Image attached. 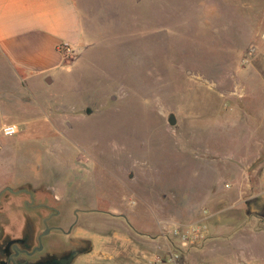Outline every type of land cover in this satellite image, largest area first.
I'll return each mask as SVG.
<instances>
[{"label": "rangeland", "instance_id": "1", "mask_svg": "<svg viewBox=\"0 0 264 264\" xmlns=\"http://www.w3.org/2000/svg\"><path fill=\"white\" fill-rule=\"evenodd\" d=\"M120 1L116 22L93 4V44L63 80L0 113L19 128L0 134V188L40 187L67 214L103 210L78 213L92 250L76 264H143L164 222L245 224L246 177L264 176V162L245 166L248 111L264 113L252 87L264 81V0Z\"/></svg>", "mask_w": 264, "mask_h": 264}, {"label": "crops", "instance_id": "2", "mask_svg": "<svg viewBox=\"0 0 264 264\" xmlns=\"http://www.w3.org/2000/svg\"><path fill=\"white\" fill-rule=\"evenodd\" d=\"M94 3L100 20L105 14L104 9L111 7L114 8L112 15L105 16L104 20L111 18L116 22L119 7L123 8L120 0H0L2 115L7 111L6 99L14 98L12 101L21 103L22 91L28 93L30 89L52 85L58 77L63 80L64 68L85 55L93 44L100 22L92 16ZM63 45H68L72 53L64 54ZM256 84L252 87L264 88V81ZM251 120L254 122H248V164L245 165L248 169L258 161L264 162L261 156L264 152V113L259 108L248 111V121ZM246 183L248 199L243 202L248 208V222L229 225L220 231L209 228V239L190 250L189 256L219 261L243 259L247 264H264V189L254 188L257 183L264 184V176L248 174ZM209 217L210 214L206 219Z\"/></svg>", "mask_w": 264, "mask_h": 264}, {"label": "flooded vegetation", "instance_id": "3", "mask_svg": "<svg viewBox=\"0 0 264 264\" xmlns=\"http://www.w3.org/2000/svg\"><path fill=\"white\" fill-rule=\"evenodd\" d=\"M51 197L29 184L0 188V264H76L92 250L89 238L75 233L78 213L103 210L75 207L67 214Z\"/></svg>", "mask_w": 264, "mask_h": 264}, {"label": "built area", "instance_id": "4", "mask_svg": "<svg viewBox=\"0 0 264 264\" xmlns=\"http://www.w3.org/2000/svg\"><path fill=\"white\" fill-rule=\"evenodd\" d=\"M62 51L64 54L72 53L68 45H63ZM253 52L254 49L250 48L247 54L252 55ZM18 132L15 123L6 122L0 126V134L4 137H12ZM208 239L206 216L193 222H164L152 240V248L144 256L143 264H187L189 251L203 245Z\"/></svg>", "mask_w": 264, "mask_h": 264}, {"label": "water", "instance_id": "5", "mask_svg": "<svg viewBox=\"0 0 264 264\" xmlns=\"http://www.w3.org/2000/svg\"><path fill=\"white\" fill-rule=\"evenodd\" d=\"M88 112V111H87ZM168 123L170 125H173L175 123V118L172 114L169 115L168 119H167Z\"/></svg>", "mask_w": 264, "mask_h": 264}]
</instances>
